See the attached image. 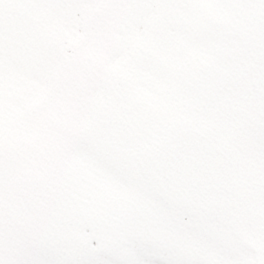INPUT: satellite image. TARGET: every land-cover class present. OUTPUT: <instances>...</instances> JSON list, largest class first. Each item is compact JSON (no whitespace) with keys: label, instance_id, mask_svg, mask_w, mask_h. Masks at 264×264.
<instances>
[{"label":"snow or ice","instance_id":"snow-or-ice-1","mask_svg":"<svg viewBox=\"0 0 264 264\" xmlns=\"http://www.w3.org/2000/svg\"><path fill=\"white\" fill-rule=\"evenodd\" d=\"M0 264H264V0H0Z\"/></svg>","mask_w":264,"mask_h":264}]
</instances>
